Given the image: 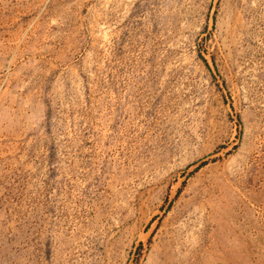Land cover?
Instances as JSON below:
<instances>
[{
    "label": "rangeland",
    "instance_id": "374dc122",
    "mask_svg": "<svg viewBox=\"0 0 264 264\" xmlns=\"http://www.w3.org/2000/svg\"><path fill=\"white\" fill-rule=\"evenodd\" d=\"M0 264H264V0H0Z\"/></svg>",
    "mask_w": 264,
    "mask_h": 264
}]
</instances>
